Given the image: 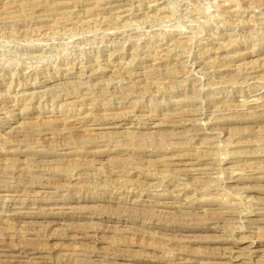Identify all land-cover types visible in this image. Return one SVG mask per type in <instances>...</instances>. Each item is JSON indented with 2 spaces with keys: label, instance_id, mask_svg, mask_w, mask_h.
Instances as JSON below:
<instances>
[{
  "label": "rangeland",
  "instance_id": "rangeland-1",
  "mask_svg": "<svg viewBox=\"0 0 264 264\" xmlns=\"http://www.w3.org/2000/svg\"><path fill=\"white\" fill-rule=\"evenodd\" d=\"M0 264H264V0H0Z\"/></svg>",
  "mask_w": 264,
  "mask_h": 264
},
{
  "label": "bare ground",
  "instance_id": "bare-ground-1",
  "mask_svg": "<svg viewBox=\"0 0 264 264\" xmlns=\"http://www.w3.org/2000/svg\"><path fill=\"white\" fill-rule=\"evenodd\" d=\"M149 27V26H148ZM119 32V31H118ZM193 171V170H192ZM250 253V252H249Z\"/></svg>",
  "mask_w": 264,
  "mask_h": 264
}]
</instances>
